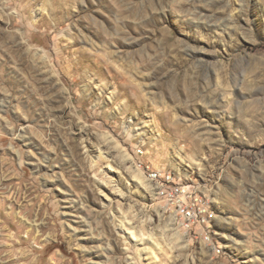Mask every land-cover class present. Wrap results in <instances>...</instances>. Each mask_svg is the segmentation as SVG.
Listing matches in <instances>:
<instances>
[{
	"label": "rangeland",
	"instance_id": "374dc122",
	"mask_svg": "<svg viewBox=\"0 0 264 264\" xmlns=\"http://www.w3.org/2000/svg\"><path fill=\"white\" fill-rule=\"evenodd\" d=\"M108 1L0 0V264H264V0Z\"/></svg>",
	"mask_w": 264,
	"mask_h": 264
},
{
	"label": "built area",
	"instance_id": "2783aa9c",
	"mask_svg": "<svg viewBox=\"0 0 264 264\" xmlns=\"http://www.w3.org/2000/svg\"><path fill=\"white\" fill-rule=\"evenodd\" d=\"M163 180L161 198L169 208H174L184 231L194 235H206L207 219L210 215L206 210L207 199L199 194L193 186H185L168 179V175L154 173ZM207 236V235H206ZM204 237L208 240V237Z\"/></svg>",
	"mask_w": 264,
	"mask_h": 264
},
{
	"label": "bare ground",
	"instance_id": "6f19581e",
	"mask_svg": "<svg viewBox=\"0 0 264 264\" xmlns=\"http://www.w3.org/2000/svg\"><path fill=\"white\" fill-rule=\"evenodd\" d=\"M102 2L103 3H109V1L108 0H102ZM226 26V25H225ZM102 36V35H101ZM139 152V151H138ZM140 174V173H139ZM141 177V176H140ZM137 178H139L138 176H137ZM152 178H153V180L155 181V182H157V183H159V184H161V190H160V194H162V188H163V180H161V179H159L158 177H156L155 176V174L153 173L152 174ZM168 179H172L171 178V176H169L168 175ZM140 181H141V179H140ZM209 204L210 203H208V202H206V210H207V212H209ZM208 224H209V217H208V219H207V229H209V227H208ZM209 231V230H208ZM211 236V235H210Z\"/></svg>",
	"mask_w": 264,
	"mask_h": 264
}]
</instances>
